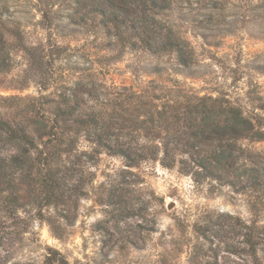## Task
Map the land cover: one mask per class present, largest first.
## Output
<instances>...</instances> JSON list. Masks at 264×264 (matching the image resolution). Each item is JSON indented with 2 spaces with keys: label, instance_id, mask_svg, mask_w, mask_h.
<instances>
[{
  "label": "rangeland",
  "instance_id": "rangeland-1",
  "mask_svg": "<svg viewBox=\"0 0 264 264\" xmlns=\"http://www.w3.org/2000/svg\"><path fill=\"white\" fill-rule=\"evenodd\" d=\"M156 16L182 41L187 65L172 52L146 50L136 37L117 41L83 0H0V95L53 96L79 79L107 88L153 80L222 96L264 117V0H171ZM243 142L264 151V141ZM88 170L89 195L70 222L51 227L49 209L34 203L0 212L3 264H47L48 247L71 264H264V245L256 258L247 252L246 229L235 220L249 224L260 211L264 224L254 195L213 180L197 183L158 162L128 167L106 152Z\"/></svg>",
  "mask_w": 264,
  "mask_h": 264
},
{
  "label": "trees",
  "instance_id": "trees-1",
  "mask_svg": "<svg viewBox=\"0 0 264 264\" xmlns=\"http://www.w3.org/2000/svg\"><path fill=\"white\" fill-rule=\"evenodd\" d=\"M170 2L83 0L117 41L130 43L136 37L146 50L172 52L187 65L190 55L182 41L156 16ZM5 41L0 33V66ZM159 87L153 80L137 88H107L79 79L53 96L0 95V212L34 203L49 209L51 227L72 221L78 200L89 195V163L101 152L122 158L128 167L158 162L197 183L229 185L254 195L264 208V151L249 149L243 142L264 141V117L249 116L222 96ZM259 214L254 213L249 224L235 216L246 229L241 243L254 258L264 245ZM44 261L71 264L50 247Z\"/></svg>",
  "mask_w": 264,
  "mask_h": 264
},
{
  "label": "water",
  "instance_id": "water-1",
  "mask_svg": "<svg viewBox=\"0 0 264 264\" xmlns=\"http://www.w3.org/2000/svg\"><path fill=\"white\" fill-rule=\"evenodd\" d=\"M171 205H168V208H170Z\"/></svg>",
  "mask_w": 264,
  "mask_h": 264
}]
</instances>
